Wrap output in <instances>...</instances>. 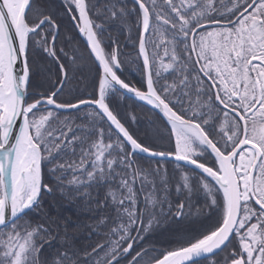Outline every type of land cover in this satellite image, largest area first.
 <instances>
[{
  "label": "snow or ice",
  "instance_id": "1",
  "mask_svg": "<svg viewBox=\"0 0 264 264\" xmlns=\"http://www.w3.org/2000/svg\"><path fill=\"white\" fill-rule=\"evenodd\" d=\"M62 7L63 44L52 0H0V264H264V0Z\"/></svg>",
  "mask_w": 264,
  "mask_h": 264
},
{
  "label": "trees",
  "instance_id": "2",
  "mask_svg": "<svg viewBox=\"0 0 264 264\" xmlns=\"http://www.w3.org/2000/svg\"><path fill=\"white\" fill-rule=\"evenodd\" d=\"M53 5L57 10H59L61 7V1L60 0H52ZM102 2V0H101ZM129 6H131V1L128 0ZM74 34V29H73V24L70 23V25L64 26L61 28V41L60 43L63 44L64 38L66 35H72ZM115 34V33H114ZM133 35H135V29H133ZM128 32L125 30V32L119 36L121 48L123 52L126 54L123 59L126 61L130 60H135L136 58V51L133 49L131 46V42L127 39ZM79 45L82 47V43L80 41V38H77V42L73 44L75 47L76 45ZM125 78L132 82V83H138L140 77L138 72L135 70V65H129V71H126L124 73ZM121 113L122 115H125V117H132L134 116L135 119L131 120V126L139 130L141 133H143L146 130H154L155 127H160L161 130L163 131V125L161 121L158 119V115L155 114L150 108L146 107L145 105L136 102L135 100L129 98H126L125 100L121 101ZM155 117L157 119L155 120ZM47 203L46 206L49 207V212L51 215H56V208L51 207L50 205L52 204L53 199H55L57 205L60 206V214L62 213L63 215H71L73 219H76V213H77V208L75 204H66V202H62L60 200V197L57 195L55 198L52 196H46L45 197ZM82 219H87V216L84 215L82 216ZM80 240L84 242H94L95 240V235H91L90 237L88 236V230L85 229L83 232L80 234Z\"/></svg>",
  "mask_w": 264,
  "mask_h": 264
},
{
  "label": "flooded vegetation",
  "instance_id": "3",
  "mask_svg": "<svg viewBox=\"0 0 264 264\" xmlns=\"http://www.w3.org/2000/svg\"><path fill=\"white\" fill-rule=\"evenodd\" d=\"M60 1H61V7H62V0H60ZM58 11L61 13V16L59 17V20H60V23H61V28H63L64 26L68 27L70 25V23H72V21L70 20L69 15L64 13L63 7H62V9L60 8ZM76 46H79V45L77 44ZM53 71H55V67L54 66H53ZM156 119H157V117H155V120ZM46 207H48V206H46ZM61 215H63V214L61 213ZM185 227H187V226H185ZM170 235L171 234H168V233H165L164 235H159L158 234L155 237H153L152 239L156 243H160L162 241H166L167 239H169ZM100 239H101V237H98V236L95 235L94 242H96V241H98ZM202 264H210V260H204L202 262Z\"/></svg>",
  "mask_w": 264,
  "mask_h": 264
},
{
  "label": "water",
  "instance_id": "4",
  "mask_svg": "<svg viewBox=\"0 0 264 264\" xmlns=\"http://www.w3.org/2000/svg\"><path fill=\"white\" fill-rule=\"evenodd\" d=\"M131 1V0H130ZM129 97H130V95H129ZM131 99H133V100H135L136 102H139V103H141V104H143V105H145L146 107H148V108H150L151 109V107L150 106H148V105H146V104H144L143 102H140V101H138V100H136L134 97H130ZM153 112H155V110H153V109H151ZM156 113V112H155ZM157 114V113H156Z\"/></svg>",
  "mask_w": 264,
  "mask_h": 264
}]
</instances>
